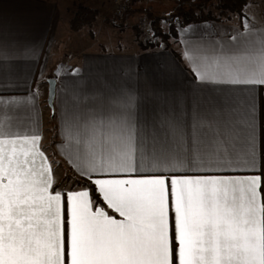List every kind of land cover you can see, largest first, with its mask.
<instances>
[{"label": "snow or ice", "instance_id": "6c2138e0", "mask_svg": "<svg viewBox=\"0 0 264 264\" xmlns=\"http://www.w3.org/2000/svg\"><path fill=\"white\" fill-rule=\"evenodd\" d=\"M8 52L0 46V56ZM221 52L247 64L197 71L218 97L191 113L177 99L150 138L130 91L122 107L85 108L68 122L67 135L91 149L80 174L98 186L103 205L89 190H61L41 136L0 114V264H264V143L258 164L255 141L257 95L264 125V50L237 42ZM5 94L0 107L17 104ZM227 135L243 140L242 157L213 147ZM146 155L155 165L145 166Z\"/></svg>", "mask_w": 264, "mask_h": 264}, {"label": "crops", "instance_id": "0c3cea01", "mask_svg": "<svg viewBox=\"0 0 264 264\" xmlns=\"http://www.w3.org/2000/svg\"><path fill=\"white\" fill-rule=\"evenodd\" d=\"M68 1L70 0H0V46L9 49L8 53L0 56V61H3L0 63V80L3 81L0 83V91L6 93L4 99L17 101L11 108L8 105L0 107V114L18 117L11 122L5 120L6 125L15 124L20 130L41 136L38 147L49 162L53 163L56 185L66 171L85 178L80 172L83 158L91 149L82 141L78 142L79 136L67 135V124L74 115L83 112L85 108L122 107L125 102L124 94L130 91L136 119L143 126L145 135L150 138L157 134L156 124L161 114L175 108L177 99H183L185 103L182 107L191 113L194 105L203 111L208 100L218 97V93L208 91L197 71L212 74L229 66L235 70L247 64L246 57L231 64L223 58L222 49L240 42L249 52L257 55L264 50L262 17L242 23L239 22L240 19L237 22H229V19L200 21L188 23L187 27L178 29L177 40L171 44L172 50L163 47L149 50L134 47L118 49L115 48L116 40H106L89 49L80 48L77 57L68 61L64 66L66 68L53 75L50 72L53 47L58 36L65 30L69 31L70 16L64 7ZM109 1L113 0H77L99 11ZM141 3L146 8L145 2ZM138 7L139 3L132 6ZM245 17L246 13L240 16ZM196 28L200 29L195 30ZM232 37L237 40L233 41ZM48 77H53L56 81L53 100L56 136L53 154L43 143L45 118L49 108L44 104ZM243 98L244 93L236 94L237 100ZM260 99V95H257L255 141L258 164L264 143ZM213 147L218 152L230 149L235 158L242 157L245 152L243 140L231 135L225 136ZM200 150L205 155L210 152L206 144H202ZM95 151L99 156L103 155L104 149L96 144ZM144 162L146 167L155 165L151 156L146 155ZM92 185L99 203L103 205L98 186ZM59 187L65 191H90L87 185L82 184ZM107 211L119 218L112 210Z\"/></svg>", "mask_w": 264, "mask_h": 264}, {"label": "rangeland", "instance_id": "374dc122", "mask_svg": "<svg viewBox=\"0 0 264 264\" xmlns=\"http://www.w3.org/2000/svg\"><path fill=\"white\" fill-rule=\"evenodd\" d=\"M140 2L141 1L139 0H133L127 7L132 8L133 4H138ZM173 3L174 0H148L145 5H147L146 7L150 8L155 14L159 15L161 13H164V11L166 10L168 11ZM65 4L66 6L64 7L66 9V13L71 16L76 6L78 4H82V2H77V0H70ZM112 5L113 1H109L108 3H106V5L104 3L103 10H98L99 17L90 26L74 32L68 29L70 32L65 30L64 33L58 36L59 39L56 41L57 43L54 45V50L51 55V74L55 75L59 70L66 68L64 67L66 63L77 57L80 48L89 49L90 47L95 46V44L97 43H104V41L106 40H116L115 48L118 49H130L131 47L138 48L133 36V26H140L141 18L146 17V15L144 14V12L135 14V12H132L130 10L125 16L121 15L122 13L120 15H117L115 14V12H113ZM213 12L216 13V10H214ZM245 13L247 15V17L245 18H240L238 14L231 13L228 16H223V19H229V22H237L240 19L239 22L242 23L245 22V20H253L260 17L264 18V1L249 0V2L243 8V14ZM162 23L164 25L168 24L165 20H162ZM199 29L200 28H196L195 30ZM44 100L45 104L46 97L44 98ZM46 114L47 117L48 109ZM55 136L54 126H52V128L50 129L47 128L44 134L43 143L48 149L53 148ZM72 182L73 177L69 172L66 171L57 185L66 187L71 185Z\"/></svg>", "mask_w": 264, "mask_h": 264}, {"label": "trees", "instance_id": "16d2710c", "mask_svg": "<svg viewBox=\"0 0 264 264\" xmlns=\"http://www.w3.org/2000/svg\"><path fill=\"white\" fill-rule=\"evenodd\" d=\"M249 0H174L169 12L155 14L150 8L139 3L138 8H128L122 12L121 15H127L130 11L142 13L146 15L149 20L150 28L153 31V37H158L157 41H153L152 37L146 35L144 29L140 26H133V36L140 50L155 49L163 47L171 49V44L177 40L178 29L182 25L200 21H220L223 16H228L231 13H236L239 16L243 14V8ZM208 8V9H207ZM216 10V13L213 12ZM217 14V15H216ZM99 17V11L83 4H78L68 18V26L71 31H78L90 26ZM162 20L167 21V25L162 23ZM54 126V111L51 112L48 108V116L45 118V131ZM53 154V148L49 149ZM70 173V172H69ZM72 184L87 185L90 189L92 198L99 203L100 200L91 182L86 178L74 176ZM71 184V185H72Z\"/></svg>", "mask_w": 264, "mask_h": 264}, {"label": "built area", "instance_id": "2783aa9c", "mask_svg": "<svg viewBox=\"0 0 264 264\" xmlns=\"http://www.w3.org/2000/svg\"><path fill=\"white\" fill-rule=\"evenodd\" d=\"M133 0H113V5L112 9L115 14L120 15L126 7L131 3ZM142 2H147L148 0H139ZM158 1H163V0H158ZM148 19L146 17H142L140 20V26L144 29L145 33L147 36L152 37L153 41H157L158 37H153V31L150 28V25L148 23Z\"/></svg>", "mask_w": 264, "mask_h": 264}, {"label": "water", "instance_id": "95a60500", "mask_svg": "<svg viewBox=\"0 0 264 264\" xmlns=\"http://www.w3.org/2000/svg\"><path fill=\"white\" fill-rule=\"evenodd\" d=\"M56 81L53 77L47 78V95H46V103L50 108V111L53 112V100L55 96V92L53 93V89H55Z\"/></svg>", "mask_w": 264, "mask_h": 264}]
</instances>
